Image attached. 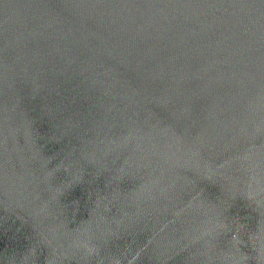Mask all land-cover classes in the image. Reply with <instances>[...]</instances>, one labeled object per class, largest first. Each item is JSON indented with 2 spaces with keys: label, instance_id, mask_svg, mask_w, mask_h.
Masks as SVG:
<instances>
[{
  "label": "water",
  "instance_id": "water-1",
  "mask_svg": "<svg viewBox=\"0 0 264 264\" xmlns=\"http://www.w3.org/2000/svg\"><path fill=\"white\" fill-rule=\"evenodd\" d=\"M0 264H264V0H0Z\"/></svg>",
  "mask_w": 264,
  "mask_h": 264
}]
</instances>
